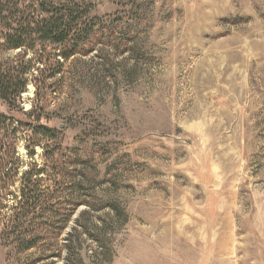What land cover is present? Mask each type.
<instances>
[{
    "label": "rangeland",
    "instance_id": "1",
    "mask_svg": "<svg viewBox=\"0 0 264 264\" xmlns=\"http://www.w3.org/2000/svg\"><path fill=\"white\" fill-rule=\"evenodd\" d=\"M7 1L0 264H264V0ZM42 2L85 12L67 59L6 40Z\"/></svg>",
    "mask_w": 264,
    "mask_h": 264
},
{
    "label": "trees",
    "instance_id": "2",
    "mask_svg": "<svg viewBox=\"0 0 264 264\" xmlns=\"http://www.w3.org/2000/svg\"><path fill=\"white\" fill-rule=\"evenodd\" d=\"M77 3L53 4L42 2L40 12L37 15L18 22L16 26L8 25L7 30L15 34H6V40L10 47H20L23 45L21 33L17 32L24 29V33H30L34 37L44 40H51L54 43H65L66 49L62 51L61 57L67 59L72 56L78 47L77 36L82 28V18L85 12L80 13ZM18 11L19 5L7 0H0V17L3 12ZM86 11V10H85ZM88 11V10H87ZM27 31V32H26ZM27 67L20 62L15 64H0V99L7 103L15 102L20 94L25 90ZM7 119L0 114V125H4ZM10 124V123H8ZM41 133H48L51 130L45 126H40ZM23 191V190H22Z\"/></svg>",
    "mask_w": 264,
    "mask_h": 264
}]
</instances>
